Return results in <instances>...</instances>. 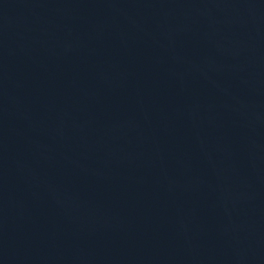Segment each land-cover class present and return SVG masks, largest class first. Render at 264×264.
I'll return each instance as SVG.
<instances>
[{
  "label": "water",
  "instance_id": "1",
  "mask_svg": "<svg viewBox=\"0 0 264 264\" xmlns=\"http://www.w3.org/2000/svg\"><path fill=\"white\" fill-rule=\"evenodd\" d=\"M0 264H264V0H0Z\"/></svg>",
  "mask_w": 264,
  "mask_h": 264
}]
</instances>
